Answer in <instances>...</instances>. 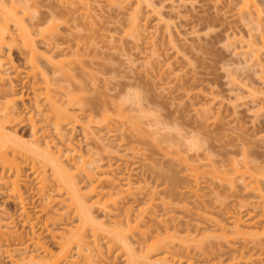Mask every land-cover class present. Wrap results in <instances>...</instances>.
Returning a JSON list of instances; mask_svg holds the SVG:
<instances>
[{"label": "rangeland", "instance_id": "rangeland-1", "mask_svg": "<svg viewBox=\"0 0 264 264\" xmlns=\"http://www.w3.org/2000/svg\"><path fill=\"white\" fill-rule=\"evenodd\" d=\"M71 1L33 0L26 21L32 27L48 23L52 13L59 18V35L52 36L58 47L55 52L59 59L70 61L74 77L62 74L68 82L65 79L58 83L63 77L59 74L55 85H65L63 91L73 88L72 96L80 99L73 107L67 106L66 99L63 102L64 98L57 97L62 93V88H57V106H67L72 116L69 124L62 123L65 128L61 134L68 135V125L73 122L75 142L85 143L83 128H87L93 133L89 141L95 152L93 158L113 164L117 179L132 176L131 192L107 197L93 207L94 216L106 222L99 227L102 233L98 244L104 260L101 263L97 258L96 264H144L140 251L158 241L163 242L162 250L155 252L153 264H165L157 261L166 254L170 257L168 264H174L172 260L180 264H264V240L256 236L263 233L264 209L259 206L257 195L249 192L241 178H236L234 188L219 181L230 160H247L264 171V56L259 61L249 56L261 48L264 14L261 21L250 18L240 11V0H121L125 3L120 1V6L115 7L108 0H89L90 16L85 18L80 2L71 8ZM136 7L144 29L141 41L130 33V17ZM38 27L32 30L36 32ZM11 29L15 33V27ZM37 40L40 49L46 50L44 40ZM251 41L255 45L249 53H242ZM7 54L17 67L12 79L16 82L14 91L19 96L23 93L25 101L17 103L22 115L7 127L6 133H17L12 141L26 143L32 137L30 108H26L35 98L32 92L38 86L33 83L41 76L36 72V78H26L27 72L33 71L25 67L18 48ZM7 78L4 83L0 80V89L8 92L12 90L5 84ZM39 81L42 83V78ZM37 102L40 106L46 104L43 96ZM47 108L41 107L43 117L34 115L42 141L44 134L58 136L54 134L53 119L49 121H53L52 125L48 123L49 130L46 122H40L50 113ZM55 138L58 142L59 138ZM83 147L87 149L85 144ZM47 175L51 188L47 192L58 205L45 214H40L45 201L41 203L44 198H37L38 182L30 174V167L24 169L21 183L28 215L38 227L35 231L57 255L58 244L50 231L59 237L68 227L64 224L55 231L54 224L72 222L78 216L61 204L59 197L64 195L58 193L51 173ZM76 176L78 188L85 194L89 181L82 174ZM102 183L105 193L114 191L110 180ZM150 197L154 201L148 203ZM9 198L7 185L0 184L2 223L17 226L27 240L31 237V227L24 226L27 217L22 215L21 205ZM128 207L132 220L143 221L138 227L132 222L134 231L126 236L132 244L134 239L138 241L133 246L136 251H126L120 243L110 249L108 241L116 235L114 224L125 220ZM58 212L65 213V217L47 221ZM235 216L253 226L242 230L244 236L232 232ZM217 224L229 228L226 238L221 237ZM88 230L87 239L91 241ZM121 230L128 231L126 227ZM5 244L0 248V263L11 264ZM19 247H11L15 256L19 254L13 251H20ZM71 258L82 260L77 246L72 249Z\"/></svg>", "mask_w": 264, "mask_h": 264}, {"label": "bare ground", "instance_id": "bare-ground-1", "mask_svg": "<svg viewBox=\"0 0 264 264\" xmlns=\"http://www.w3.org/2000/svg\"><path fill=\"white\" fill-rule=\"evenodd\" d=\"M72 1L70 3L71 8H74L73 6L78 5L77 3L80 2L79 6L81 4L82 11L84 9L85 12L82 13L83 14L82 16H84L85 18L90 16L89 15L90 10L88 8V5L91 0L90 1L72 0ZM108 1L109 4L115 7L118 6L121 0H119L118 2H114L117 0H113V1L108 0ZM261 1L263 2V0H240L241 2L240 11L242 10L243 13L246 12L250 18L254 17L261 21L264 14V8H263L264 4H261L262 3ZM17 2H18L17 0H0V80L2 83H4V81H6L5 78L8 77L7 78L8 83L5 84L9 86L10 90H12L7 92V91H2L0 89V168L2 169V171H0V184L7 185L9 190V196L11 197V199L10 198L9 199L15 202L16 205L17 204L21 205L22 215L27 217L24 226L28 225L29 228L31 227L30 229L31 237L29 236V239L25 240L22 236V233L19 232L17 226H11L10 224L4 225L2 223L3 218H0V248L3 247L4 243H6L5 245L8 247L10 251L8 258L11 264H63L65 262L66 264L69 263L96 264L97 258L98 261L100 260L102 263L104 260L103 259L104 253L103 250H101V248L98 247L100 246L98 245L100 244L99 237L100 234L102 233V229H100L99 227L101 228L104 227L106 225V222H103L104 219L99 220L100 218L94 216V213L92 212L93 207L96 204H100L102 200L107 197L110 198H113L114 196L122 197L126 193L131 192L132 186L134 184L132 180V176L128 174L124 178L117 179L118 177L116 176V174L114 173L115 171L113 170V164L106 163L107 164L106 165L103 159L93 158L95 152L93 153L91 151L90 148L91 143L89 142L90 138L93 137V133H89L87 128H83V134H84L83 136L85 138V140L83 141L85 143L75 142L73 136L76 131L75 130L76 125L73 122L70 123V125H68L67 128V130L69 129L70 132L68 134L69 136L65 134L68 136L67 137L68 139L66 138L65 135L63 136L61 134V132L63 131L62 128H65L62 127L63 125L62 123L64 122L66 123L68 121L67 124H69V121H72L71 119L72 116L71 115L69 116L70 110H68L67 106L73 107L75 104H77V100L80 99L78 98V96L77 97L72 96V94L75 95L74 92L72 91L73 88H67L64 89L66 91H63V87L65 88V85L57 86L58 89L60 87V90L62 88L61 91L62 93H60V95L58 94L59 96H57L56 94L58 92L56 85L58 83L65 82L73 74V69L71 65L70 64H69L70 66L68 65L70 61L67 62L66 60H63L64 58L59 59L61 58L60 55L58 56V54H56L55 52V50H57L58 47L54 43V37L59 35V34L57 35L58 24H56V19L58 20L59 18H56L55 14L52 13L50 14V16L48 15V18L50 19L48 23L44 22L46 24H43V22H41L40 24L37 23L36 26L31 27L28 25L26 20L28 19L27 17L29 15V10L33 9L32 8L34 5L32 3L33 0H24L23 1L24 3L18 2L20 4H17ZM121 3H125V2L121 1L120 4ZM137 9L138 7H136L133 14H131L129 26L131 28L130 33L132 34V37L136 38L138 41H141L142 40L141 34L144 29L141 28L142 21L140 19V16L138 15L139 10ZM38 25H40V27H38L37 31L35 32L34 30H36V27ZM11 26L15 27L14 30L15 33L11 31L12 30ZM33 27H35V29ZM52 36L54 37L52 38ZM37 39H40V42H42L41 40H44L45 44L43 45L47 46V47L45 46L44 49L46 48L47 51L44 50L45 51L44 52L40 49L37 43L38 41ZM259 42L261 44V48L253 51L252 54L249 55L252 56L251 58L257 57L258 61L260 60L262 55L264 56V33L260 35ZM250 43L248 44L249 46H246L247 50L244 52L241 51L242 53H249L250 51L249 49L255 45L254 42H252L251 44ZM15 48L19 49L20 55L25 59L24 60L26 64L25 67L27 69L29 67V69L33 71L32 73H30L31 71L27 72L26 78L27 79L33 78L34 76L37 75L36 72L40 74L43 84L39 81L41 80V78L37 79L35 81L36 83L33 84H35L36 87L38 86L37 93L40 94L42 92L40 97L43 96L44 101L47 104L40 106V104L37 102V99L40 97H38V94L35 93L37 91V88L34 89L32 93L35 94V98L34 100H32L30 104L31 106L29 107L27 106V108L25 107L26 110L30 108L29 120H30V124L32 125L31 141L26 143L21 142L20 140L12 141V140H16V138L14 139V137H17V133H13L12 135L6 133L7 127L11 123L15 122L17 117L22 115V113L19 112V110L17 109V103L18 102L24 103L25 101L23 93H21V95L19 96L17 95L18 93L14 91L16 87L15 85L16 82H14L12 79H14L15 77L13 76V73L16 74L17 67L15 66L11 56H8L7 54L8 52L13 51ZM47 48H49V50ZM22 70L23 69H20V71ZM59 74L61 75L63 74L68 78L67 79L65 78L66 79L65 80L64 76L62 75L63 76V77L61 76L62 80L58 79L60 82L57 81L58 83L56 84L57 79H55V77L56 76L58 77ZM11 75L13 76V78L10 79ZM73 77L74 76L72 75V79ZM39 82L45 87L41 88L40 86L42 85H40ZM39 88L42 89L43 91L39 90ZM31 90L33 89L31 88ZM53 93L56 95H54ZM55 96L57 97L61 96L62 98H64L62 99L63 102H66L65 99L67 100V106H65L67 109L64 107L62 108L61 105H58L61 107L57 106L59 100ZM42 106L44 108L45 107L47 108L49 106L48 107L49 109L47 108V110L50 113L47 116L44 115L45 116L44 119L40 118L41 120L44 121L43 122L40 120V122L41 123L46 122L47 126H49L50 124L51 125L53 124V121L49 122L53 119L55 122L53 124L54 125L53 128L55 130L54 134L58 135L55 136L52 133L50 134L48 133L49 135L44 134L45 141H42L40 138L41 136H39V130H38L39 128L37 127L38 122L36 123L35 120V116L43 117L44 111L41 109ZM207 107L208 106L205 107L204 112L206 111V109L207 110L209 109ZM208 111L205 112L204 114L205 116H207V113H209ZM48 123L50 124L48 125ZM46 129L49 130L50 126L47 127ZM45 131L47 132V130ZM54 136L59 138L58 142H56L57 138H55ZM64 137L67 139L66 141H64L65 139ZM83 144H85V146L87 147L86 150L84 149ZM23 152H25V155ZM9 154L11 156H9ZM65 162H67V164ZM228 164H227L228 167L224 166L225 173L223 172L224 173L223 175L222 173H220L222 176H220L219 181H221L222 184L224 182V184H227V186L234 188L235 181L237 180L236 178L237 177L241 178L242 182L245 183V187L249 190V192L257 195L258 198L257 202L259 206H261V208L264 209V195L262 194V184H264V171L259 170L261 168H259L258 166H252L251 165L252 163L247 160H245L244 162L230 160V162L228 161ZM28 167H30V174L34 175V179L38 182L37 198L39 197L38 198L39 200L42 199V197L44 198L43 200L40 201L41 203L42 201L43 202L45 201L44 202L45 205L42 206L43 208L41 207L42 208L41 211L38 210L40 211V214L48 213L51 209H54L55 204L58 205L57 204L58 202L55 201V199H53V197L49 194L51 188L48 187L49 177H47L48 176L47 174L50 172L53 181L54 183H56V187L58 188V193H60V195L61 193H63L62 195H64L63 198L59 197L61 199L60 201L61 204H63L64 206L66 205L71 212H75L78 216V218H76L75 221L64 222L61 225L54 224L55 231L60 230L62 227H64V224H66L67 225L66 227H68L65 230H63L62 234L59 237L55 235L52 231H50V234L52 235L53 239L58 244L57 247L59 253L57 255L51 252L48 246L42 241L43 237L42 236L40 237V234L37 235V232L35 231V227L36 228L38 227L36 226L32 218H30V216L28 215V210H27L28 204L25 203V193L23 192L22 183H21L22 173L24 169ZM6 170L7 172H9L8 175ZM79 174L84 175L85 179L89 181L88 183L89 188L87 189L88 192H86L85 194L81 193L80 188H78L79 183H76L77 181L76 177H78L76 175ZM104 180L111 181V184L108 185L112 188V190H114L113 192L105 193L103 191V189L105 188L104 187L105 184H103L102 182ZM222 184L221 186L224 185ZM108 185H106V187ZM100 188H102V191L100 190ZM48 190L49 192H47ZM45 192H47L49 195H46ZM195 193L196 192H194V194ZM151 196H153V194H151ZM92 200L93 201L96 200V201L90 204V201ZM150 201H154L153 197H150L148 203ZM65 208L66 207H64V209ZM130 208L131 207H128L127 208L128 210H126L124 214L125 215L124 221L115 222L113 231L116 235L111 237V239H109L108 244L110 243L111 246L108 248L111 249L115 243H120L122 247L126 249V251L127 250L136 251L135 247L133 246H135L136 243H138V241L134 239L135 244H132L131 241L129 240L130 238L127 237L128 234L134 231L132 228V222H134L136 224V227H138L141 225L143 221L140 222L138 220H132L133 218L132 215L130 214L131 212H129L131 211ZM59 212L55 214L57 216H55L53 213L50 220L47 221L52 222L51 219L54 220L57 217L64 218L66 214ZM56 221H60V220L57 219ZM48 222L46 223V225L48 224ZM58 224H60V222ZM231 224L233 228L232 232L239 236L245 235L242 232L244 228L246 227L253 228V226L245 225L243 218L241 216H235ZM123 227H126L128 231L127 232L122 231L121 228ZM217 227L223 233L221 237L226 238V234L229 233V228L221 224H217ZM88 229H90L92 233L91 241H88L87 239L88 238L87 233L89 232ZM262 231H263L262 234H258V233L256 234L257 238H259L260 240L262 239L264 240V227H262ZM87 241L90 243H87ZM162 243H163L162 241H158L152 245H148V247H145L146 249L143 248L140 251V256L143 259L144 264H153L151 263V260L155 252L157 254V252L159 253L160 250H162L160 249L161 248L160 245ZM12 246H16V247L20 246L19 249L22 248L20 251H13L15 253L18 252L19 255L15 256L14 253L11 252V250H13V248L11 249ZM30 246H32L33 250H30L31 248ZM75 246H77L78 251L80 253V257H82L81 261L73 260V258H71L72 249ZM94 248L96 250H93ZM169 259H170L169 255L166 254L161 259L158 258L157 262H163L165 264H168ZM172 262L175 264L177 260H172L171 263ZM104 263L106 262L104 261Z\"/></svg>", "mask_w": 264, "mask_h": 264}]
</instances>
